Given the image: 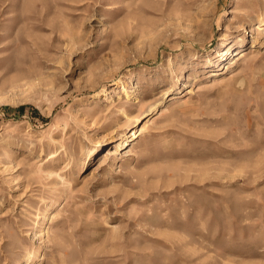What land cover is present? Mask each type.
<instances>
[{
  "label": "rangeland",
  "instance_id": "1",
  "mask_svg": "<svg viewBox=\"0 0 264 264\" xmlns=\"http://www.w3.org/2000/svg\"><path fill=\"white\" fill-rule=\"evenodd\" d=\"M0 264H264V0H0Z\"/></svg>",
  "mask_w": 264,
  "mask_h": 264
},
{
  "label": "trees",
  "instance_id": "2",
  "mask_svg": "<svg viewBox=\"0 0 264 264\" xmlns=\"http://www.w3.org/2000/svg\"><path fill=\"white\" fill-rule=\"evenodd\" d=\"M25 108L24 107H21V108H19V111H23Z\"/></svg>",
  "mask_w": 264,
  "mask_h": 264
},
{
  "label": "bare ground",
  "instance_id": "3",
  "mask_svg": "<svg viewBox=\"0 0 264 264\" xmlns=\"http://www.w3.org/2000/svg\"><path fill=\"white\" fill-rule=\"evenodd\" d=\"M243 56H244V55H243ZM243 56H242V57H243Z\"/></svg>",
  "mask_w": 264,
  "mask_h": 264
}]
</instances>
